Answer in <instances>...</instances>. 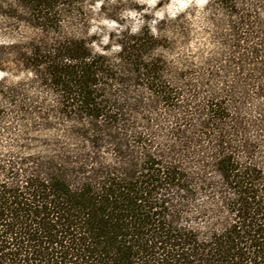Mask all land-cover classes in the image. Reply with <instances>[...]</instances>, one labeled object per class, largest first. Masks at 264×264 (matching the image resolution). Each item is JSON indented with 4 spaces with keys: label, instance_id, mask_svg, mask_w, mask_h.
Here are the masks:
<instances>
[{
    "label": "trees",
    "instance_id": "16d2710c",
    "mask_svg": "<svg viewBox=\"0 0 264 264\" xmlns=\"http://www.w3.org/2000/svg\"><path fill=\"white\" fill-rule=\"evenodd\" d=\"M109 1L0 0V123L75 143L0 151V264H264V0H206L196 70L147 26L87 36Z\"/></svg>",
    "mask_w": 264,
    "mask_h": 264
},
{
    "label": "rangeland",
    "instance_id": "374dc122",
    "mask_svg": "<svg viewBox=\"0 0 264 264\" xmlns=\"http://www.w3.org/2000/svg\"><path fill=\"white\" fill-rule=\"evenodd\" d=\"M205 2L206 0H110L107 12L116 16L118 23L104 17L99 11V4L92 8L87 6V36L100 37V44L105 45L106 35L114 33L116 29H129L135 33L140 27L147 26L152 33L168 38L170 50L164 54L167 60L172 61L173 67L196 70L207 67L209 63L212 66L215 62L211 60L225 51L213 42V28L204 12ZM93 47L100 52V45L94 44ZM112 50L116 48L106 51ZM4 76L9 83L24 77L16 73ZM24 91L27 98H34L43 107L52 105V98H55L49 93L38 91L29 85L28 80H25ZM2 105L9 108L6 102H2ZM64 127L61 124L54 132L44 131L39 129L36 119H15L8 114L0 123V151L15 157H25L42 155L54 149L70 150L75 147V143L61 129Z\"/></svg>",
    "mask_w": 264,
    "mask_h": 264
}]
</instances>
